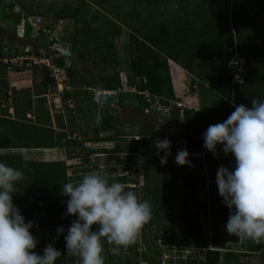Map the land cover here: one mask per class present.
I'll return each mask as SVG.
<instances>
[{
  "label": "rangeland",
  "instance_id": "obj_1",
  "mask_svg": "<svg viewBox=\"0 0 264 264\" xmlns=\"http://www.w3.org/2000/svg\"><path fill=\"white\" fill-rule=\"evenodd\" d=\"M13 1L16 11L12 10L16 13L19 22L27 15H39L44 26L52 27L54 24L59 26L60 31L57 35L61 43L67 42L65 38L68 34L74 30H81L86 23L93 29L88 32L90 37L94 36L95 32L99 34L105 30L108 26L105 24L106 20L110 19L115 21V26L120 24V31L119 36L113 39L116 62L110 68L91 59L93 56L79 58L74 52L67 56L66 62L71 72V75H68V91L63 90L58 93L50 87L46 88L43 84V75L25 62L21 66L19 61L9 63V66L0 71V134L9 135L14 141L20 139L26 143L38 144L46 141L50 134L43 126L31 127L30 124L37 121L50 126L53 132L65 134V144L61 148L60 155L56 153V148L30 149L18 146L0 149V156H15L22 160L45 161L46 159L51 161L52 159L48 158H54L57 154L56 159L53 160H62L65 163L68 182L77 183L83 175L91 171H102L112 179L123 176L122 185L125 190L133 191L142 200L150 203L151 209L155 212L142 227L133 244L122 247L106 239V242H101L105 264H124L125 256L130 258L127 261L128 264H198L201 252H203L199 251L201 248L218 250V264H264V242L255 243L250 239L237 237L236 240L229 239L220 246L219 242L226 234L224 225L228 220L229 209L222 203L223 198L218 194L215 183L218 167L214 155L212 156L210 151L204 149V153L189 155L188 159L192 162L191 167L178 166L175 163V155L181 149L179 144L182 145V137L186 128L182 115L175 117L170 113L171 102L179 99L187 108L193 107L194 109L202 105L214 108L218 107L219 98L223 97L229 101L231 98L225 95H214V89L212 86L209 87L208 80H201V84H204L202 87H197L199 82L197 78L193 79L194 89L192 91L189 89L190 75L179 65L167 59L173 92L172 99L168 100L169 107H160V109L155 107V111L151 109L145 112L141 110L142 104L136 97L134 87L127 86L129 72L124 50L126 48L136 52L139 47L138 42L141 40L135 34L131 37L132 32L122 24V20L127 17L124 16L126 10L130 6L126 4L127 0H122L124 4L119 8L117 0H97L101 6L95 1H88V4L77 0ZM2 2L1 0L0 6ZM6 2L9 3L11 0ZM77 5L82 6L76 15L77 21L72 18L59 20L55 18L59 9L73 13ZM175 9H177V3L171 0L157 9L155 13L160 12L162 16H170ZM15 28L13 23L6 25L0 21V40L3 41L4 46H8L9 41H15L19 45L30 42L17 38ZM32 34L30 30L29 35L32 36ZM79 34L82 36L81 31ZM41 41L43 38H40L38 43ZM231 66V63H227L226 70H231L230 74L232 78H235L239 67L233 71ZM115 73L119 78L118 84L112 90V95L108 94L112 102H97L95 95L105 91L101 90L102 79ZM88 80L94 82V86H84V82ZM5 92L7 97L2 100L1 96ZM64 92H68L70 98L64 99ZM27 101H30V110L26 108ZM6 116L13 117L10 119L13 121H7ZM107 116H112L117 120L124 135L119 133L115 136L114 132L100 131V124ZM22 122L29 125L26 123L20 125ZM21 126L25 133L20 138L14 136L12 132ZM139 128L146 132V137L137 135ZM77 129L75 136L70 134V132L74 134ZM111 134H113L112 138L109 137ZM152 135L157 139L167 137L179 147L171 152L165 164H161L156 154L153 142L157 139ZM135 144L137 149L133 150ZM145 149L149 154L150 166L147 183L144 180L143 166ZM84 155L87 156L86 161ZM58 156H61V159H57ZM223 160L222 165H229L230 170L235 166V158L232 154L223 157ZM200 162L203 167V180L198 172ZM188 172H195L189 184L186 183L189 178ZM27 184V181L23 182L19 185L20 187H17L19 190L15 188V191H21ZM165 198H169V206L164 201ZM193 220L200 224L204 247H169L162 245L159 240H154V236L160 234L163 226H168L175 236L189 240L187 231L192 226ZM215 242L218 243L215 244ZM128 247L138 252V256L132 255ZM140 252L144 254L145 261H142ZM71 264H79V258L73 257Z\"/></svg>",
  "mask_w": 264,
  "mask_h": 264
},
{
  "label": "trees",
  "instance_id": "obj_2",
  "mask_svg": "<svg viewBox=\"0 0 264 264\" xmlns=\"http://www.w3.org/2000/svg\"><path fill=\"white\" fill-rule=\"evenodd\" d=\"M2 1L0 21L6 25L9 23L16 25L19 19H17L16 13L11 12L13 2ZM77 1L85 4H88V1L97 2V0ZM117 1H119L118 8L124 4L122 0ZM168 1L171 0H127V3L125 2L130 6L126 10L124 16L127 17L122 20V24L132 32L130 33L131 37L135 34L141 38L136 52L126 48L124 50L129 72L127 86L134 87L136 91L146 90L156 96L162 105H168V100L173 97L167 64V59H170V62L176 63L190 75L189 89L192 91L194 89L193 79L197 78L199 79L197 87H202L204 84H201V80H208L209 87L212 86L214 89V95L229 96L231 101L223 97L219 98L218 107L202 105L197 110L186 107L182 109V119L186 128L182 139L185 144L184 146L179 144V147L186 148L189 154L204 153L203 133L209 125L223 122L234 111L236 105L244 104L251 107V100H264V0H172L177 3V9L170 16H162L160 12L155 13ZM98 5L101 6L100 3ZM81 7L77 5L73 13L66 12L61 8L56 12L55 18L57 20L72 18L77 21L76 15L80 12ZM141 11H143L142 14ZM105 24H108L105 30L99 34L95 32L94 36L90 37L88 32L93 29L86 23V26L79 30L82 36H79V31L74 30L68 34L65 41H69L71 52H74L79 58L93 56L91 59L110 68L116 62L113 39L119 36L120 24L115 26V21L112 19L106 20ZM134 41L136 42V39ZM2 56L3 54H0V58ZM232 60L236 62V65H241L243 69L241 82L233 81L232 74L226 70V64ZM58 62L62 63V59H58ZM5 67L6 65L0 62V71ZM33 68L43 75V84L46 88L52 89L55 86L53 78L48 76V71L44 67L33 66ZM67 73L71 75L69 67ZM118 79L116 73L106 76L102 79L101 90H113L118 84ZM83 85L94 86V82L88 80ZM63 96L64 99L70 98L68 92H64ZM1 97L2 100L6 99V92ZM136 97L142 104L141 110H144L147 104L140 95L136 94ZM30 105V101H27L26 108L29 110ZM170 113L178 117L179 108L174 107ZM25 123L22 122L20 125ZM30 125L31 127L43 126L46 128L50 134L48 139L39 142L42 144H30L20 139L14 141L11 136L0 134V149L18 146L63 148L64 133L53 132L50 126H45L38 121ZM99 129L103 133L114 132L115 136L119 133L124 135L119 123L112 116L103 118ZM24 133L22 126L12 132L19 138ZM70 134L73 133L70 132ZM137 135L146 137V132L139 128ZM109 137L112 138L113 134ZM154 138L157 139V137ZM179 147L171 142V152ZM132 149H137L136 144ZM57 150H55L56 153L60 155L61 150ZM162 153H160L161 156ZM55 155L57 156V154ZM229 155L231 154L225 155L218 146V155L214 156L217 167L223 164V157ZM143 159L144 180L147 183L150 167L147 149L144 150ZM84 160H87L85 155ZM0 162L19 169L23 173V182H28L26 187L21 188V191H17L19 190L17 187H20L19 185L23 182H17L15 186L17 190L12 199L25 220L33 221V228L30 231L38 240L37 247L33 251L42 254L43 248L48 243H53L54 247L62 253L55 264H71L73 256L64 254L66 251L64 235L76 217L65 215L66 203L64 202L68 197L62 195L60 191L61 186L68 182L65 163L63 161L22 160L19 157L7 155L0 156ZM226 167L229 168V165ZM202 171V162H200L198 172L199 177L203 180ZM193 173L195 172H188L187 184L192 182L191 176H195ZM123 179V176H117L115 180L123 184ZM164 201L168 204L167 206L170 205L169 198H165ZM154 212L152 210V214ZM57 226L65 228V233L60 234L58 238H56ZM95 227L94 225L93 230ZM187 237L189 240L175 236L168 226H163L160 234L154 236V240H159L162 245L169 247H204L202 229L195 220L188 228ZM229 239L236 240L237 237L226 232L223 239L218 242L222 246ZM102 241L106 242L104 238H101ZM128 251H132V255L138 256V252H135L131 247H128ZM139 255L142 261H145L144 254L140 252ZM129 259V256H125L124 264H128ZM218 259V250L205 249L201 252L198 264H218Z\"/></svg>",
  "mask_w": 264,
  "mask_h": 264
},
{
  "label": "clouds",
  "instance_id": "obj_3",
  "mask_svg": "<svg viewBox=\"0 0 264 264\" xmlns=\"http://www.w3.org/2000/svg\"><path fill=\"white\" fill-rule=\"evenodd\" d=\"M153 144L161 164L167 163L171 141L165 137ZM218 146L235 158L231 170L221 165L215 176L218 194L229 209L225 230L264 242V100H251V107L236 105L223 122L209 125L203 133V147L217 156ZM189 155L186 148L179 149L175 163L191 167ZM22 179L19 169L0 162V264H55L61 251L53 243L42 254L33 251L38 244L30 231L33 221H26L13 202L15 186ZM60 191L68 197L65 215L76 217L64 235V254L78 257L79 264H105L101 238L127 247L152 216L148 201L102 171H91L77 183L67 182ZM62 233L65 228L57 226L56 238Z\"/></svg>",
  "mask_w": 264,
  "mask_h": 264
},
{
  "label": "built area",
  "instance_id": "obj_4",
  "mask_svg": "<svg viewBox=\"0 0 264 264\" xmlns=\"http://www.w3.org/2000/svg\"><path fill=\"white\" fill-rule=\"evenodd\" d=\"M11 2L14 4L12 9L16 11L14 1L11 0ZM14 11L11 10L12 13ZM15 26L16 37L20 40L22 39L30 42H26L24 45H19L15 41H9L10 44L8 46H4L3 41L0 40V54H3L0 58V62L5 64L6 67L10 65L9 63H17L16 61H19L20 66L25 62L32 66V68L33 66H37L39 68L44 67L48 71V76L54 80L55 86L52 89L55 91L57 90L58 93H61L63 90L68 91L69 76L67 69L69 64L66 62L68 59L67 56L62 54V52H68L69 54H72V52L71 45L69 43L59 42V36L57 35L60 31L59 26L56 24L52 27L44 26L39 15H27L24 20L18 22ZM30 30L33 32L32 36L29 35ZM40 38H43V41L38 43ZM58 59H62V63H59ZM230 63L232 64L231 68L234 69L233 71L239 67V71L235 74L236 76L232 80L235 82H241V73L243 71V69H240L241 65H236L234 60ZM234 64L235 67H233ZM101 92H105L109 95H112L113 93L112 90H105ZM136 94L140 95V97L147 104L144 109L145 112H149L151 109H153L152 111H155V107L156 109H160V107H169L168 105H162L156 96L151 95L146 90L136 91ZM171 103L172 105L170 106V109L172 110L174 107H178L179 116L182 115V109L186 106L184 104L182 105L180 100H175ZM191 108L193 109V107ZM197 109L198 108H194V110ZM76 132H78V129L72 135L75 136ZM182 140V144L184 145L185 141L184 139ZM199 251H204V248H201Z\"/></svg>",
  "mask_w": 264,
  "mask_h": 264
},
{
  "label": "water",
  "instance_id": "obj_5",
  "mask_svg": "<svg viewBox=\"0 0 264 264\" xmlns=\"http://www.w3.org/2000/svg\"><path fill=\"white\" fill-rule=\"evenodd\" d=\"M62 54L66 55V56L70 55L68 52H62ZM96 101L99 103H111L112 102L110 96L105 92H99L96 95Z\"/></svg>",
  "mask_w": 264,
  "mask_h": 264
},
{
  "label": "crops",
  "instance_id": "obj_6",
  "mask_svg": "<svg viewBox=\"0 0 264 264\" xmlns=\"http://www.w3.org/2000/svg\"><path fill=\"white\" fill-rule=\"evenodd\" d=\"M27 116V115H26ZM6 117H8V118H5V119H8L7 121H11L10 119H13V117H10L9 118V116H6ZM30 117V116H29ZM30 149H32V148H30ZM34 149H37V148H34ZM56 149H60V150H62L61 148H56ZM41 155V154H40ZM56 157V156H55ZM48 158V159H52L51 161H55V160H53V159H56V158ZM59 158H57V159H61L60 157L61 156H58ZM27 160H29V159H27ZM45 161H50V160H46V159H44ZM60 161H62V160H60Z\"/></svg>",
  "mask_w": 264,
  "mask_h": 264
}]
</instances>
